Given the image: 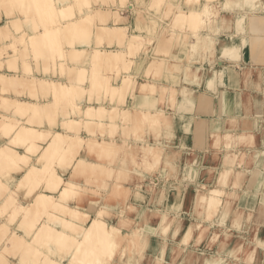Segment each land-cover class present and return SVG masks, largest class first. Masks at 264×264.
I'll return each mask as SVG.
<instances>
[{"label":"bare ground","instance_id":"6f19581e","mask_svg":"<svg viewBox=\"0 0 264 264\" xmlns=\"http://www.w3.org/2000/svg\"><path fill=\"white\" fill-rule=\"evenodd\" d=\"M117 1L0 0V49H4L0 50V138L7 139L0 144V264H141L151 247L157 252L155 263L162 264L169 244L179 240L180 253L189 249L191 240L200 242L204 230L214 225L205 223L215 219L213 212L228 216L238 203L233 220L239 221L251 214L252 209L246 207L255 197L264 205V195L237 186L208 188L193 181L189 187L176 182L164 188V176L174 171L187 170L194 178L191 154L195 157L197 151L184 145L171 149L176 124L187 128L193 117L171 111L167 101L182 96V106L192 107L197 95L187 83L199 80L203 69L188 64L183 69L184 81L168 85L165 82L175 76L162 80L163 73H158L167 65L163 49L182 46L191 58L212 55L218 44L217 26L203 22L201 28L185 32L179 9L170 26L162 23L156 28L154 24L150 26L153 37H146L138 32L142 21L151 18L152 9L164 8L166 0L120 1L121 5ZM197 1H203L202 10L217 9L213 14L219 15L217 0ZM254 2L237 0V5ZM125 6L127 15L121 12ZM191 12L197 15L190 10L187 18ZM4 46L13 50L6 51ZM141 50L153 56L143 74H139ZM229 51L235 49L225 53ZM6 59L12 63L8 67ZM174 65L177 72L182 70L180 63ZM199 101L205 107L211 96L202 94ZM204 127L212 136L221 133L214 120L202 118L198 128ZM161 133L167 137L164 142ZM224 136L226 145L232 146V133ZM251 137L252 133L240 136ZM246 154L225 152L221 185L228 184L235 165H243ZM151 167L164 175L147 183L140 171ZM243 176L235 172L234 184L239 185ZM106 179L108 185L103 183ZM21 191L26 202L20 201ZM148 196L160 202H154L151 213L141 210ZM179 197L181 208L173 211ZM192 198L199 207L186 222L188 213L182 210V202L189 204ZM116 200L120 201L118 213ZM152 217L158 222L152 223ZM229 226L220 229L224 237L235 235ZM255 232L253 240L243 233H237L234 240L259 245L263 240ZM219 233L212 231L209 238ZM196 234L200 235L197 239ZM153 236L162 243L152 244ZM226 242L222 240L219 249L237 258L235 251L241 247L229 250ZM228 258L206 257V262L237 264ZM255 260L250 255L242 264Z\"/></svg>","mask_w":264,"mask_h":264},{"label":"crops","instance_id":"0c3cea01","mask_svg":"<svg viewBox=\"0 0 264 264\" xmlns=\"http://www.w3.org/2000/svg\"><path fill=\"white\" fill-rule=\"evenodd\" d=\"M175 1L179 2V6L183 9L192 7L188 6L190 3L188 0ZM217 1L219 2V15L216 22L218 44L213 54L206 53L201 59L192 60L187 51L179 46L173 51L176 57H169L163 69L162 80L165 76L168 77L164 80L174 75L173 79L165 83L175 86L184 81L183 69L186 65L200 66L203 69L199 80L187 83L189 89L195 91L197 95L196 103H193L192 107L185 109V106H182V96H177L174 101H167L170 104L167 107L171 111L178 110L177 112H184L193 117L191 126L187 128L176 124L171 137V149L182 148L184 145L197 151L195 157L191 154L195 171L192 179L197 184L206 185L208 188L237 186L264 195V127H262L264 125V0H254V4L246 6H238L237 0ZM155 22L156 28H161L164 23L162 20ZM236 25L238 28L235 27ZM149 28L147 21L146 25L141 24V31L138 30V32L146 37L153 35ZM149 48L152 50L151 46ZM228 48H234L235 51H229L226 54L225 50ZM143 52L138 59L139 74H143L147 62L153 59L151 54H148V58L147 53L143 54ZM210 58L212 61L209 60ZM171 63L173 65L180 63L182 70L174 72L169 69L172 66ZM202 94L211 96V101L205 103V107L200 106L199 99ZM202 118L216 121V124L221 127V133L218 136H212L214 133H211L208 127L198 128ZM226 132L232 133V146L226 145L227 138L224 136ZM251 133L253 138H240L244 135L249 137ZM159 138L164 142L167 137L161 133ZM6 140L1 137L0 144ZM228 150L236 153L244 151L247 154L243 165L239 163L235 165L234 174L224 186L219 183V174L224 167V155ZM238 171L244 176L239 185H235V172ZM18 177L11 180L12 187L16 184ZM189 179L191 178L181 171L177 182L183 181L184 185L189 187L191 186ZM172 198L175 201L176 197ZM20 199H24V202L27 200L23 191L20 192ZM179 200L174 203L180 205ZM261 203L262 201L258 200L256 204L253 223L260 222L261 227H264V215L260 218L257 216L264 209Z\"/></svg>","mask_w":264,"mask_h":264},{"label":"rangeland","instance_id":"374dc122","mask_svg":"<svg viewBox=\"0 0 264 264\" xmlns=\"http://www.w3.org/2000/svg\"><path fill=\"white\" fill-rule=\"evenodd\" d=\"M120 1L123 2V3L125 2V4L136 3V0H118L117 2L119 3ZM188 1H190L188 6H193V4H195L194 1L197 2V3L193 6V8L190 7V9L189 8L188 9H183L182 7L179 6V2H177L175 0L174 1L173 0H166L165 4L163 5L165 9L162 8V7H161V9H158V8L154 7L157 12L154 9H152L153 12H152L151 18L149 19L146 16L145 19L142 21L143 25H146V22L149 21L148 22L149 23V27L150 26L152 27L156 23L155 21L153 22V20L157 18L158 20L164 21L163 24H165L167 26H170L172 21L176 18L177 13H179L178 11H180V10H182V11H180L182 13H180L179 16L181 18L182 23L184 22L183 26H185L186 29L183 28V30L185 32H187L188 30L194 29V28H196V29L197 28H201L203 26V22L205 24L206 23H210L211 25H215L216 24V22L218 20V16H217V14L216 15L213 14L214 13L213 10H217V9H212L211 11H207V10L204 11V10H202L203 4H204L203 1H202L203 4L199 3L197 0H188ZM192 1H193V3H191ZM119 4L121 5L122 3H119ZM171 4H173V5H171ZM165 5H167V6H165ZM216 7L218 8L219 6L217 5ZM127 8L128 7L125 6V8H122V10H124V11H121L125 15H127L128 11H129ZM204 9H207V8H204ZM190 10L197 11V15H196V13H194L196 17L192 14V12L190 13V16L188 17L189 20H191L190 18L194 16L193 20H195V22L191 20L192 21V22L190 21L191 25L189 24L190 22L189 23L187 22L188 18L186 17V14H187V16L189 15ZM161 11H162V14H160ZM198 11L201 12L199 14L200 18H198L199 17L198 16ZM156 13H158L159 16H157ZM210 13H212L211 14L212 18L211 19H209V16H208V15H210ZM191 14L193 16H191ZM184 15H185V17H184ZM186 18H187V20L185 21L184 19H186ZM195 18H197V20ZM193 24H195L196 26L193 25ZM187 25H188V27H187ZM189 25H190V27H189ZM151 27L148 29L149 31L152 30ZM216 30H218V29L216 28ZM202 31H204V30H202ZM165 43H163V44H165ZM5 48H6L5 49L6 51H11V49L13 50V48L11 46H6ZM174 49H175L174 47H172L171 49H167V50H165V48H164L163 49V53L161 52L162 56L167 57V58H169L171 56L172 57H176V54L173 53ZM0 50H4V49H0ZM141 52H142V50L139 53H141ZM146 52H150V50L149 51L146 50ZM5 56H8V55H5ZM194 57L195 58H193V57L191 58L190 57V59L196 60V59L201 58L202 55H199V56L194 55ZM142 59L144 61L146 60L145 58H142ZM8 60L9 59H6V64H5L7 67L9 66V64L10 65L12 64L11 61L9 62ZM171 65L172 66L169 69L174 70V72H177L176 68L174 67L175 65H173V63H171ZM163 69H165V68H163ZM163 69L162 68L159 69L158 73H161V72L163 73ZM171 76H173V75H171ZM262 127H264V125H262ZM135 170H139V169H135ZM145 170H147V171H145ZM145 170L142 169V171H140V172H142L143 175L145 174L146 176L145 175H144V177H142V175H140V176L142 177L141 179H143L147 183H148V181L150 183H152L153 180L158 178L160 175H162V176L164 175L161 171L159 172L158 168H155V167H151L149 169L146 168ZM179 173H180L179 171L178 172L174 171V172H172L171 175L169 174V176L168 175L164 176L165 178L167 177L164 181L161 180L164 188L168 189L169 188V184L171 182H173L172 183V187H173L174 184L177 181H179V179H180V174ZM183 173L185 175L187 174V176H189L191 178V179L188 180L189 183H192L194 181V179H192V172H189V171L185 170ZM187 179H188V177H187ZM104 182H107L106 185H108V183H109V181L107 179L103 180V183ZM181 183L184 185L183 181H181ZM189 185H191V184H189ZM172 187H171V189H172ZM96 197L92 196L91 199H94ZM148 197H149V199H147V200H145L143 202L144 205H143V208L141 206V210H144V211H146L148 213H151L150 209L152 208V206L154 205V202H156V200H154L153 196H148ZM179 199H180V197H179ZM255 199H253V201L249 202V204H247V207H246L248 209H252L251 210V214L250 213H246L245 215H247V218L245 216L244 218L239 219V221L233 220V217H235V213H236L235 210H236V208H239L237 202H236L237 204H236L235 208L230 211L228 216L226 214H224V213H220L219 211L213 212L215 219H210V220L206 219L205 223H209V224L211 223V224H214V225H210L209 227L206 228V230H204L205 234H204V236H201L202 239L200 240V242L194 243V241L191 240V243H189V246H188L189 249L185 248L180 253L178 252V249H180V244L179 245L176 244V242L178 243L179 240L175 241L173 243V245L169 244V249H168V253H167V260L165 262H163L162 264H209V263L206 262V257L210 258L212 256H216L217 258H220L222 256L224 258L223 259L224 261H226L228 256H229V258H228L229 261H231V262L234 261L237 264H242V263L245 262V260H247V258L250 255L251 256L254 255L255 259H256L255 262H252V264H264V227L258 226L260 224H258L257 222L253 223V221H255V220H253L254 214H252V213H254L256 211V204L258 202L257 201L258 199L256 197H255ZM23 200L24 199H22V200L20 199V201L24 202ZM116 202H117V206H115V209L117 211L116 213H118L119 212L118 211V207H120L119 206L120 201L116 200ZM157 202L160 203L159 201H157ZM167 202H168V200H167ZM189 204L185 203V204L182 205V210L183 211L187 210V213H188L187 214V218L184 219L186 222H188L190 220V218L193 219V215H194L193 211L196 208L199 207V205L196 206V204L193 201V198H192L191 201L189 200ZM176 207H178V208H176ZM179 207L181 208V205H179V206L177 205L176 206V205L173 204L172 210L173 211L180 210ZM190 207H191V210H190ZM261 212H264V209H262ZM240 216H242V215H239V217ZM112 219H113V217H109V220H112ZM151 220H152V223H157L158 222L156 217H152ZM233 222H236V224L235 223L233 224ZM226 225L232 226L231 230L235 233L234 236L231 235L229 237H224L222 235V230L220 231V229H224V227ZM234 225H236V226H234ZM150 226L153 227V225H151V224H150ZM152 227H150L148 229L153 232V228ZM198 228L200 229V227H198ZM240 228H243V229H240ZM215 230L218 233L220 232L219 235L216 236V235L213 234V236L209 238L210 232L215 231ZM238 230H241L242 232L238 231ZM255 231L259 232V236H260L261 240H263L261 242V244H259V245H255V246L249 245V244L246 243L245 239L242 240V238H241L242 236L240 237V235H242V233H243L245 238H249L250 237L251 240H253V238L251 236L256 233ZM237 233L240 234V235H238V237H240L241 239H239L238 242H235L236 240H234V237H236ZM195 236H196L195 239H197L200 235L198 236L196 234ZM244 236H243V238H244ZM169 237L173 238L170 235H169ZM158 240H159L160 243H162V241L159 238L157 239L156 236H153L151 238L152 244L153 243L156 244V242H158ZM222 240H227L226 247L229 250L236 249L237 247H241L240 249H237L238 251H235V253L237 254V258L236 257H234V259L231 258L233 255H229L227 250H225L223 248L219 249V247L221 246ZM223 247L225 248V246H223ZM135 253H136V256L139 255L138 252H135ZM156 254H157V252L153 251L152 247L149 248V250L145 253L144 258L142 259V263L141 264H156L155 260H154ZM175 255H176V257L172 258ZM218 255H219V257H218ZM126 260L128 261V257H126ZM219 260H221V259H219ZM121 263H124V262L122 261Z\"/></svg>","mask_w":264,"mask_h":264},{"label":"clouds","instance_id":"9594fccd","mask_svg":"<svg viewBox=\"0 0 264 264\" xmlns=\"http://www.w3.org/2000/svg\"><path fill=\"white\" fill-rule=\"evenodd\" d=\"M45 246H47V243L45 244ZM49 251H51V248H49Z\"/></svg>","mask_w":264,"mask_h":264}]
</instances>
